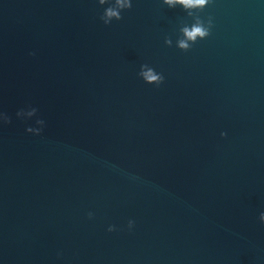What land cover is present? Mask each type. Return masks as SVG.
I'll return each instance as SVG.
<instances>
[{
	"label": "water",
	"instance_id": "obj_1",
	"mask_svg": "<svg viewBox=\"0 0 264 264\" xmlns=\"http://www.w3.org/2000/svg\"><path fill=\"white\" fill-rule=\"evenodd\" d=\"M113 6L0 0V264H264V0Z\"/></svg>",
	"mask_w": 264,
	"mask_h": 264
},
{
	"label": "clouds",
	"instance_id": "obj_2",
	"mask_svg": "<svg viewBox=\"0 0 264 264\" xmlns=\"http://www.w3.org/2000/svg\"><path fill=\"white\" fill-rule=\"evenodd\" d=\"M107 2L108 0H100V3L102 5ZM163 3L169 8L173 9L177 6H180L185 11L189 12V14H191L194 11H199L206 8L211 3V0H163ZM113 4V7H110L106 10V23L111 21L112 19H120L121 11L130 9L132 7V0H113ZM182 33L184 38L178 41V47L182 50H187L189 48L190 42H195L197 39L207 38L209 35V30L199 20H197V22L190 28L184 27L182 29ZM142 75L145 81L148 83L159 84L162 82V77L158 76L151 70L143 72ZM29 115H32V113H30ZM261 219L264 220V216H262ZM111 230L112 229H110V231Z\"/></svg>",
	"mask_w": 264,
	"mask_h": 264
}]
</instances>
